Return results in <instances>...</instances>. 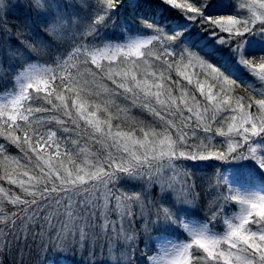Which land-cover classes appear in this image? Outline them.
<instances>
[{
    "label": "snow or ice",
    "instance_id": "6c2138e0",
    "mask_svg": "<svg viewBox=\"0 0 264 264\" xmlns=\"http://www.w3.org/2000/svg\"><path fill=\"white\" fill-rule=\"evenodd\" d=\"M25 253L264 264V0H0V264Z\"/></svg>",
    "mask_w": 264,
    "mask_h": 264
},
{
    "label": "trees",
    "instance_id": "16d2710c",
    "mask_svg": "<svg viewBox=\"0 0 264 264\" xmlns=\"http://www.w3.org/2000/svg\"><path fill=\"white\" fill-rule=\"evenodd\" d=\"M10 2H11V0H10ZM17 3H19V0H17ZM17 13L24 15V17L26 18L25 10L21 7H17L15 14L10 12V14L8 13V15H18ZM213 63H215V61H213ZM41 259H42V257L36 255L35 253H33L31 255L25 253L24 257H23V264H40Z\"/></svg>",
    "mask_w": 264,
    "mask_h": 264
},
{
    "label": "rangeland",
    "instance_id": "374dc122",
    "mask_svg": "<svg viewBox=\"0 0 264 264\" xmlns=\"http://www.w3.org/2000/svg\"><path fill=\"white\" fill-rule=\"evenodd\" d=\"M10 14V13H9ZM18 15H9V18L14 21V22H19L21 23L22 25L25 24L26 22V18L24 17V15L20 14V13H17ZM11 16V17H10ZM200 181H198L199 183Z\"/></svg>",
    "mask_w": 264,
    "mask_h": 264
}]
</instances>
